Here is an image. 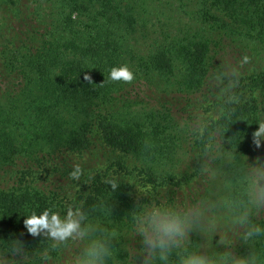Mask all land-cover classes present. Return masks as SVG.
<instances>
[{"label":"trees","instance_id":"trees-1","mask_svg":"<svg viewBox=\"0 0 264 264\" xmlns=\"http://www.w3.org/2000/svg\"><path fill=\"white\" fill-rule=\"evenodd\" d=\"M123 1L0 0L4 18L0 25V60L4 58L0 64V264H79L89 246L97 241L106 248L103 264H115L111 254L120 253H123L122 264H159L158 258L154 262L158 249L149 246L143 230L138 233L137 243L128 238L124 250L102 230L111 220L113 224L125 225L129 231H137L148 215V206L130 197L123 180L109 176L102 181L105 174L98 173L90 182L89 177L82 176V186L71 196L45 164L48 156L93 149L98 140V144L123 153L151 155V135L145 131V123L132 121L134 115H128V105H132L128 94L132 90L128 87L118 98L114 95L115 87L121 86L122 81L110 78L111 68L123 65L119 53L125 44L119 39L126 18ZM243 1L251 9V23L256 22L259 31H263L264 0ZM196 12L209 21L219 20L205 8ZM162 45L153 47L140 63L142 75L136 80L142 79L145 89L144 96L141 100L135 98V103L163 99L162 92L166 89L159 88V83L163 86L164 78L175 75L178 67H196L195 62L191 64L193 50L181 47L179 53H173L172 47L162 48ZM203 57L201 49L193 75L200 78L194 85L197 87L188 91L187 87L192 88L194 83H187L184 86L187 93L174 96V92L173 97L190 101L188 93L204 86L209 69L199 64ZM85 73L91 76V82L84 79ZM244 80L238 82L241 90L246 87L252 90L257 84L253 75ZM177 83V88L182 87ZM230 83H223L210 93L208 101L212 110L200 132L184 128H189L187 133H197L195 142L186 151L197 153L198 163L193 173L183 172L180 180L183 184L190 187L197 183L193 178L204 159L208 153L213 156L210 175L202 176L206 182L202 191L206 200L209 192H214L211 184L216 169L214 156L225 146L241 151L240 144L245 150L256 145L253 133L264 115V94L259 95L258 103L254 96V105L240 103L233 100ZM156 102L162 106L169 103ZM178 109L176 105L175 111ZM180 109L183 116L189 115L187 107ZM149 123L155 128L161 125L153 116ZM163 132L150 133L154 138L170 139V132ZM161 141L167 144V140ZM169 142L167 148L178 154L173 140ZM57 145L62 148L55 149ZM41 167L45 172L43 181L39 179ZM247 197L245 194L244 199ZM197 202L201 203L199 199ZM201 207L206 206H199L197 211H205ZM70 209L79 212L83 235L74 234L61 241L44 232L33 235L25 224L33 213L39 215L49 210L50 215L54 212L64 218ZM241 211L235 212L239 222L236 242H227L235 230H228L216 242L220 256L225 264H235L241 259L250 264H264V200H257L254 206L250 203ZM176 213L186 218L188 227L166 252L172 264H182L183 258L197 248L199 237L192 214L178 210ZM90 229L93 236L88 240ZM142 253L145 258L140 256Z\"/></svg>","mask_w":264,"mask_h":264},{"label":"rangeland","instance_id":"rangeland-1","mask_svg":"<svg viewBox=\"0 0 264 264\" xmlns=\"http://www.w3.org/2000/svg\"><path fill=\"white\" fill-rule=\"evenodd\" d=\"M122 6L126 18L119 35V39L125 42L119 52L120 59L134 75L131 81L120 80L122 85L115 87L117 94L114 95L119 98L128 87L132 90L128 94L132 104L128 105V115L130 113L134 115L132 121L145 123L144 129L151 135V155L140 157L123 153L101 142L98 144V140L93 149L62 152L58 157L48 156L45 164L49 170L55 172L54 176L65 185L71 196L82 186V176L89 177L90 182H93L94 177L100 173L105 174L102 181L107 180L109 176L113 180H123L130 197L148 206V214L154 209L175 212L178 210L179 213L192 214V222L199 237L197 248L192 254L204 255L215 264H225L216 242L222 234L227 235L228 230L235 231L232 239L227 242H236L239 222L235 212H243L242 207H249L250 203L254 206L257 203L253 194L259 187L256 183L257 174L264 172V138L259 147L249 145L248 150H245L240 144L238 146L240 151L225 146L224 150L215 153L216 169L211 180L214 192H209L206 200L202 192L206 182L202 176L210 175L211 165L214 163L213 156H210L212 153H208V157L204 159L199 172L193 178L194 181L197 179V183L195 181L188 187L180 181L183 172L187 170L186 174L193 173L198 163L197 153L186 151L195 142L197 133L191 134L186 131L192 128L194 132H200L212 110V105L208 101L209 95L223 83L231 82L229 88L233 92L234 101L254 105L253 102H256L254 96H256L258 103L259 95L264 94V29L259 31L256 22L253 23L254 25L251 23V9L243 0H124ZM199 8L207 9L219 20H207L201 13L196 12ZM2 17L3 12L0 9V25L4 22ZM158 44H164L162 48L172 47L173 53H179L181 47L193 50L191 64L195 62L196 67L194 69L178 67L175 75L164 78L163 86L159 83V88L166 89L162 92L163 99L152 98L150 102H143L144 104L135 103V98L141 100L140 98L144 96L145 89L144 81L136 80L142 75L140 63ZM201 49L204 57L199 64L209 69L207 72L209 79L205 80L200 90L188 93L191 96L190 101L173 97L174 92L176 96L179 92L187 93V88L191 91L197 87L194 85L200 78H195L193 75ZM1 62H4V58L0 60V64ZM187 63L185 61L184 66H187ZM252 75L256 79V86L252 90L248 87L241 90L242 87L238 86V82H245V77ZM177 82H180L182 87L177 88L179 85ZM191 82L194 83L192 88L187 87V83ZM232 82H235L234 85ZM141 83L142 87H140ZM122 86L125 88H121ZM157 100H166L169 103L166 104L167 106H162L161 103L156 102ZM176 105L179 109L175 111ZM183 106L187 107L188 116L182 115L180 108ZM151 116L161 122L159 128L151 126L149 123ZM261 124H264V115ZM185 126L189 128L184 130ZM161 130L165 133L170 132V139L154 138L150 133ZM163 136L164 134L161 135ZM161 140H167V144L173 140L179 153H173V150L168 149L167 144ZM54 148L62 147L57 145ZM76 164L81 168L78 179L70 176ZM111 164L113 167L109 168ZM34 169L36 170L35 167ZM44 174L42 167L39 168L40 181H43ZM173 176L175 179L171 181ZM54 182L59 183L55 180ZM245 194L248 196L247 199H244ZM197 199L201 203H198ZM199 206H206L201 207L205 211H197ZM147 218L148 215H145L143 221ZM198 219L200 222L197 224ZM137 229V231H129L125 225L113 224L111 220L108 225L102 227L104 233H107L109 238L113 237L114 243L123 250L126 248L128 238L138 242V233H141L142 224ZM91 232L92 229L88 231L89 234ZM92 236L93 233L89 235L88 240L92 239ZM121 255L123 253L119 256L111 254V259L116 260L115 264H122ZM140 256L145 258L143 253ZM105 258L104 256L102 264L105 263ZM157 258L159 264H172L166 250L161 252L158 249L154 262Z\"/></svg>","mask_w":264,"mask_h":264},{"label":"clouds","instance_id":"clouds-1","mask_svg":"<svg viewBox=\"0 0 264 264\" xmlns=\"http://www.w3.org/2000/svg\"><path fill=\"white\" fill-rule=\"evenodd\" d=\"M133 72L126 66H114L110 70V78L112 80L131 81ZM84 79L91 82V76L84 74ZM264 138V124H261L253 133V140L257 146H260ZM81 174L79 164L74 166V170L70 172V176L78 179ZM264 172L257 174L256 183L259 185L254 192V198L264 200ZM79 212L69 210L67 216L61 218L57 213L49 214V210L37 215L33 213L25 220V224L31 234L36 235L44 232L57 240H65L66 238L76 234L83 235L80 231V221L78 219ZM142 230L148 236L147 243L155 250L160 249L161 252L175 244L179 238L183 237L188 227L186 218L178 213L167 209H154L148 214V218L141 222ZM255 231H259L256 229ZM252 233H249L251 235ZM106 254L105 245L102 242H93L86 251L85 258H82L79 264H102L103 257ZM182 264H215L208 257L199 254H189L183 258ZM235 264H250L247 260H237Z\"/></svg>","mask_w":264,"mask_h":264}]
</instances>
